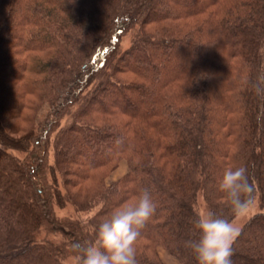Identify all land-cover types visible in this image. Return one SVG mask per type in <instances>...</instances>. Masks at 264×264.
<instances>
[{"label": "trees", "instance_id": "16d2710c", "mask_svg": "<svg viewBox=\"0 0 264 264\" xmlns=\"http://www.w3.org/2000/svg\"><path fill=\"white\" fill-rule=\"evenodd\" d=\"M0 11V76L9 70L24 80L26 66L45 75L25 89L45 86L54 114L18 139L29 150L18 158L0 83V264H65L74 245L94 239L83 225L55 218L63 192L49 171L77 185L126 157V177L101 182L97 196L110 203L102 212L147 189L157 210L137 243L162 245L182 264H197L185 242L198 235L199 193L212 212L231 218L217 190L226 168L247 169L264 208V0H0ZM12 46L26 60L14 59ZM188 46L179 69L163 77ZM42 229L63 241L37 240ZM233 251V264H264V212L245 224ZM155 255L152 262L142 252L137 264H163Z\"/></svg>", "mask_w": 264, "mask_h": 264}, {"label": "rangeland", "instance_id": "374dc122", "mask_svg": "<svg viewBox=\"0 0 264 264\" xmlns=\"http://www.w3.org/2000/svg\"><path fill=\"white\" fill-rule=\"evenodd\" d=\"M149 27L151 29H154L153 25H150ZM133 33L134 31H131L122 36L121 48L123 51L130 48L132 40L135 35ZM6 49L8 51L11 50L9 53L11 55H14V59L16 60H26L27 58L24 53L22 54L16 53L17 47L13 48L12 46L11 48H6ZM192 51H193V47L188 46L186 49L180 52H175L174 53L175 55L177 54L180 56V60L172 63L168 68L164 69L163 77L168 78L169 76L172 75V73H174L177 69H179V67L182 64L181 60L187 58ZM30 55L31 54L29 53V56ZM135 55H137V52L135 53ZM157 55L159 56V53H157ZM39 56L47 58L45 54H40ZM132 63L134 64V62ZM32 64L33 63L29 61L28 65H32ZM22 66L23 65H21V67ZM26 70L27 71L23 73L25 77L24 80L23 79L20 80L17 78L12 79L10 75L7 74L10 73L9 70H7L8 72L2 73L0 76V83L3 84L4 87H6L5 88L7 93L6 96L10 101V103L8 104L9 107L6 112V116H7L6 120L8 123L6 121L4 123V126H6L5 130L7 132H10L9 139L13 141L12 145L14 147V150H12L11 152L22 160L28 158L29 150L26 152L20 150L21 145L24 144V142L21 143L19 140H21L25 135H27L26 133H28V131L30 133L31 128L33 129L38 128L40 123L43 122L45 119L54 118L53 117L54 114L50 109V105L48 102L50 100V97L44 91L45 86L43 88L37 87L35 91L33 90L29 92L25 89L26 88L25 81L29 82V80L35 79L36 81L42 82L43 79L45 78V75H37L30 73L29 66H26ZM232 74L235 75V73ZM104 95L105 93L100 95V99H99L100 101L103 100L102 97ZM142 101L143 100L140 99L137 95L133 94L132 102L134 109H140L142 107ZM17 106L18 108H16ZM131 110L132 108L129 109V111ZM28 118H29V122H25L26 120H28ZM65 121L66 119L63 120L61 124L65 125L66 124ZM135 121L137 123V126L142 125V122L140 120L138 121L135 120ZM55 136H56L55 133H53L50 147L47 150V156L49 157V161H48L49 167H53L55 163V151L53 144ZM30 148L32 149L33 147L30 146ZM129 170H130V162L126 157L123 156L121 159H119L118 166L113 171H109V169L104 167L103 169H101L99 173L96 174L98 180L97 178L95 179L90 178L82 182L80 181V183L77 185H74V183L70 182V179L72 177L63 179L61 175L57 174L55 176L54 173L49 171L47 175L49 182H53V180L58 181L59 184L58 187L63 192V199L61 203L60 204L58 203L53 207L55 218L59 220H70L77 222L78 224L83 225L86 231H89V233L92 235V237L95 236V231L99 222L105 217H107V215L104 214L102 211L107 206V204L110 205L109 202H107L106 204V199L104 200L101 199L100 196H97L98 192L101 191V182L105 183L107 186H112L123 180L126 177V175L129 173ZM71 200L76 201L78 205L76 206L75 204H73ZM128 202H133V201L131 200ZM196 209L199 212L210 210L202 192L199 193ZM261 212H264V208L261 206L260 199L258 197H255V205L252 208L249 215L246 218H243L238 221L241 230L243 229V227L247 222H249L252 218L255 217V215ZM36 237L37 240L44 242L51 241V242L61 243L63 241V237L60 234L50 233L46 229H42L40 232H38ZM146 243L147 241L142 240L140 243L136 244V248L139 251L137 253V256L141 255V253L144 252L146 254V258H148L152 262H157L158 259H156V255H155L157 252V256L159 260L164 264L161 257L162 256L161 253L165 252L173 259L179 261V259L173 256L164 246L162 245L156 246L155 248L156 252H155L153 246L148 247ZM64 263L76 264L75 255L73 252L69 251V253L65 254ZM179 263L182 264L180 261Z\"/></svg>", "mask_w": 264, "mask_h": 264}, {"label": "clouds", "instance_id": "9594fccd", "mask_svg": "<svg viewBox=\"0 0 264 264\" xmlns=\"http://www.w3.org/2000/svg\"><path fill=\"white\" fill-rule=\"evenodd\" d=\"M217 184L231 218L211 210L197 213L193 228L198 235L185 242L197 264H233V245L241 233L238 221L255 205L254 185L245 167L226 168ZM156 210L147 189L133 202L114 208L99 222L94 239L73 246L76 264H137V241Z\"/></svg>", "mask_w": 264, "mask_h": 264}, {"label": "crops", "instance_id": "0c3cea01", "mask_svg": "<svg viewBox=\"0 0 264 264\" xmlns=\"http://www.w3.org/2000/svg\"><path fill=\"white\" fill-rule=\"evenodd\" d=\"M161 255H162L161 257H162L164 264H180L179 261H177L176 259H173L169 255H167L165 252H162Z\"/></svg>", "mask_w": 264, "mask_h": 264}]
</instances>
